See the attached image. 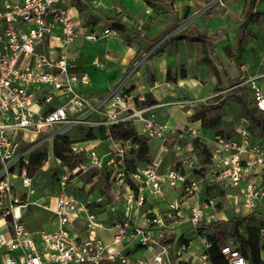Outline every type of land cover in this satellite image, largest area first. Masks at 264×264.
Masks as SVG:
<instances>
[{
    "label": "built area",
    "instance_id": "1",
    "mask_svg": "<svg viewBox=\"0 0 264 264\" xmlns=\"http://www.w3.org/2000/svg\"><path fill=\"white\" fill-rule=\"evenodd\" d=\"M62 1L20 0L0 6V264H188L190 244L178 235L177 228L190 223L194 232L200 233L218 224L219 206L224 202L221 192L228 196V190L233 189L235 193L230 196L235 197L234 204L245 216L264 214V145L254 141L251 122L244 120L239 121L232 136L216 137L209 148L208 163L194 156V142L189 145L188 169L214 189L209 196L205 191L207 196L202 200L198 179L176 166L163 168L153 160L131 169L127 153L138 146L130 142L111 153L110 163L115 164L109 169L96 147L85 145L90 141L73 143L71 153L85 159L72 172L58 177L55 204L44 206L52 214L54 229L33 232L27 228L22 222V210L27 205L14 197L15 180L20 179L23 188L32 186L29 157L39 143L54 141L80 126L109 127L127 122L142 125L149 140L164 141L170 135L199 139L192 127L177 130L160 123L157 106L149 104L144 95L117 87L93 102L79 92V86L88 80L78 72L77 58L70 49L81 37L96 40L101 33L85 34L71 11L61 6ZM89 2L95 8L102 6V0ZM137 28L143 36V28ZM56 30L61 36L55 56L50 49ZM111 33L105 29L102 35ZM252 89L254 107L264 112V93L254 83ZM19 139H30L31 145L19 150ZM163 151L169 148L163 146ZM91 172L111 173L110 199L100 205L102 214H117L123 206L110 245L97 234L108 228L102 214L71 190L73 179ZM166 191H175L167 208L152 205L164 199ZM188 199L193 200L185 217L182 212ZM81 217L85 240L67 229ZM217 230L213 227L214 233ZM261 234L264 236V229ZM201 241L207 249V238ZM134 242L145 249L144 257L135 259L128 252ZM220 247L229 264H249L237 247ZM201 261L210 263L205 253Z\"/></svg>",
    "mask_w": 264,
    "mask_h": 264
},
{
    "label": "crops",
    "instance_id": "2",
    "mask_svg": "<svg viewBox=\"0 0 264 264\" xmlns=\"http://www.w3.org/2000/svg\"><path fill=\"white\" fill-rule=\"evenodd\" d=\"M19 1L1 0L0 6L5 2ZM147 1L150 4L146 6L143 0H120L121 5L117 2L116 4L114 0H102V6L98 8L92 7L89 0L62 1L61 6L71 11L77 27L85 30V34L95 31L101 33L96 40H86L84 36L81 37L70 49L71 54L77 58L78 72L86 76L88 80V83L79 86V92L90 97L93 102L103 98L117 87L123 91H130L134 95L148 96L155 101L157 106L155 113L160 123L177 130H184L187 127L196 129L199 138L197 140L208 148H212L214 140L218 137L217 131L213 127H203L199 120L192 121L193 115L206 105H221L220 109L213 110L208 114V117L217 121L218 125V119L213 117L220 116L218 111L222 114L221 116L226 115V107H229L241 115L239 116L240 121L251 122L254 141L264 145V112H259L254 107L253 92L250 90L251 83H254L264 93V0H257L253 6L251 0ZM205 4L211 6L209 12L191 20L193 15ZM166 12H170L171 15H166ZM256 13L262 15L259 22L256 24L247 22L249 15ZM183 17L186 20L179 21ZM132 19L138 21L136 26L151 20L149 37L134 35L132 30L135 25H132ZM170 25H176L175 28H178L174 38L158 45L159 47L151 52L150 59L133 70L136 63L141 62L142 56L147 54L149 46L154 45L153 41L157 36ZM105 29H111L114 33L102 35ZM60 36V31H54L50 51L55 56L59 51L58 39ZM201 40L208 41L206 46ZM244 97L247 99L249 97L250 101L246 104L247 107L241 108L239 101L244 100ZM209 99L214 100L207 102ZM221 120V122L225 121L224 118ZM133 126L138 135L145 136L142 125L135 123ZM235 127L231 135L222 134L228 137L232 136ZM206 128L211 130L212 135L205 131ZM197 140L188 135H182V137L170 135L164 141L155 140L154 148H151L150 143L149 146L150 150L156 149L154 160L162 162L166 155L173 156L174 162L170 166L161 163L163 168L176 166L187 175L198 179L201 189L198 196L202 200L207 196L206 189L203 190L201 186L202 179L187 167V157L191 156L189 145ZM23 141L30 142V139ZM209 142H211V147H209ZM85 145L88 148L96 147L99 157L107 165L110 164L111 153L119 149L121 143L108 138L104 141L101 139L90 140ZM163 146H167L169 151L164 152ZM195 153L194 146L193 154L198 157ZM96 173L102 175L100 172ZM82 184L79 177L75 178L70 185L71 190L82 187ZM202 184H206L208 187L204 180H202ZM179 189L181 190V188ZM173 192L175 191H166L165 198L153 201L152 205L154 203L156 207L165 210L168 202L173 199ZM74 193L77 194V192ZM234 193L233 189L228 190V196L225 192L221 193L226 203L223 202L219 206L220 222L215 225L218 230L213 232L214 225L203 228L207 234H212L219 239V233H223L221 224L233 221V218L240 215L245 216L243 211H240L239 207L234 204L235 197L230 196ZM77 195L85 201L83 196ZM53 196L50 197V207L55 204ZM192 200L188 199L185 204L186 208L182 212L185 217L190 214L187 206ZM85 202L94 206L100 215L103 213L100 210V205L107 204L105 201L103 203ZM43 208L45 209L44 206ZM122 208L121 205V210L117 214L101 215L108 228L99 230L97 234L107 245H110L116 232L115 226L122 216ZM46 211L48 216L41 228L30 229L31 231L54 229L55 223L52 214L48 210ZM232 212L235 215L233 218L230 217ZM22 213L25 215L24 210ZM139 224L142 225L143 222L139 221ZM25 225L27 226V224ZM183 225L179 226L177 231L180 237L186 238L187 234L179 232ZM67 229L79 240H85L87 237L83 217L68 226ZM195 234L198 236V233ZM198 237L201 241L202 237ZM188 241L190 244L191 241ZM219 245L239 247V244L230 238ZM138 248L140 247L134 242L129 245L128 252L133 255ZM146 254L145 252L138 257L135 254L134 258H142ZM201 256L189 251L188 264H203ZM262 258L264 260V251Z\"/></svg>",
    "mask_w": 264,
    "mask_h": 264
},
{
    "label": "rangeland",
    "instance_id": "3",
    "mask_svg": "<svg viewBox=\"0 0 264 264\" xmlns=\"http://www.w3.org/2000/svg\"><path fill=\"white\" fill-rule=\"evenodd\" d=\"M115 1L116 0H114V2ZM143 1L145 2L146 6L150 4L147 0H143ZM220 1L221 0H216V2H220ZM116 2L121 5L120 0H117ZM210 9H211L210 5H206V4L203 5L201 9H199L197 13L193 15L191 20H194L196 17L200 15L207 14ZM166 15L170 16L171 13L166 12ZM184 20L186 19L183 17L179 21L182 22ZM137 22L138 21H135L134 19H132V23H133L132 25H135L134 29L132 30V32H134V35L141 37L140 35H142V33L137 28L138 26H140L143 28V31H144L143 36L145 38L149 37L150 35L149 32L151 30L150 25L152 24L151 20L145 21V23H139V25L136 26ZM175 26L176 25L167 26L166 29L157 36L156 40L153 41L154 45L149 46V48L146 51L147 54L146 55L144 54L142 56L143 58L141 59V62H137L133 70L138 68V66L144 63V61L149 60L150 59L149 57L152 54L151 52L155 50L156 48H158L159 47L158 45H162L165 41H168L169 39L174 38V34L178 30V28H175ZM244 84H247V83H244ZM250 90L251 92H253L252 88H250ZM213 100L214 99H209L207 102H211ZM249 101H250L249 97L248 99L244 97V100L239 101L240 107L241 108L247 107L246 104L249 103ZM233 105H236V104H233ZM236 112H237L236 110H232L229 107H226V110H225L226 115L221 116L222 114L218 111V115L220 114V116L213 117L215 119H218V125L216 126V131H221L225 135H231L234 127L237 125V123L241 119L239 118V116L241 115L237 114ZM223 118L225 119V121L221 122L222 121L221 119ZM98 127H101V125H97L94 128H95V132L97 133L99 137L98 130H96ZM205 131L211 133L212 135V132L210 129L206 128ZM88 134H89V131H88L87 126H80L68 132V136L71 141L81 140ZM102 141L104 140L102 139ZM53 143L54 141H46L41 144L39 143V145L34 150L33 153L44 152L46 154V159L40 167H34L31 165L29 166L28 176L32 179V186L30 188H23L21 186V180L20 179L15 180L16 187L14 188V197L17 198L20 201V203H22L23 205H27V207L23 209L25 211V217H24L25 222H26L25 224H27V226L33 230L40 229L42 223L47 219L48 212L43 208V206H47V205L50 206V201H51L50 197L54 195V193L56 192L58 188V184H57L58 177L63 173V171L72 172L76 168L78 163L82 161L83 159H85L84 156H81V157H76L74 159H71L70 161L66 163H62L60 160L54 157ZM149 143L151 145V148H154L155 140H150ZM30 145H31L30 142H24L22 139H19L18 149L22 150ZM209 147H211V142H209ZM151 150L147 157L140 159L139 157L138 158L136 157L137 155L135 154L134 149L133 150L131 149L128 152L129 155L127 159H130L131 161L134 160L132 161L133 163H136L138 160L140 166H143L144 164L146 163L148 164L150 161L154 160L156 149L154 151L153 149ZM162 162L164 163L165 166H170L174 162L173 156L166 155V157L164 158ZM114 164L115 163L107 164L106 166L107 169H109L110 166H114ZM106 173L104 172V175H106ZM79 180H81L83 183L82 187H78L75 189L73 188L72 191L77 192V194H80L81 196H83L85 201L91 202V203H103L104 201L106 202L108 200V195L103 190L105 186L104 176L102 177L98 173L91 172L90 174L80 176ZM77 185H80V184H77ZM203 185L204 184H202V181H201V186L203 187L202 189L203 190L206 189L208 196L214 194L213 188L206 187V184L204 186ZM231 216L232 218L235 216L233 212H232V215H230V217ZM221 226H223L222 227L223 233L220 232L219 233L220 238L219 239L216 238V240L219 243H224L225 240H227L228 238L233 240V238L231 237V232L233 231L235 227V223L233 221H228V222L221 224ZM202 230L203 229H201L200 233H198V236L206 237L207 231L206 230L202 231ZM238 230L240 231V233H243L242 227H239ZM179 232L181 234H187L186 238L191 241L190 246H189L190 252H193L200 256L205 252L206 250L205 246L202 244L197 234L194 233V229L190 223H185L180 228ZM145 252L146 251L144 248H138L135 254L138 257L141 254H144ZM135 254H133L132 256L134 257Z\"/></svg>",
    "mask_w": 264,
    "mask_h": 264
},
{
    "label": "trees",
    "instance_id": "4",
    "mask_svg": "<svg viewBox=\"0 0 264 264\" xmlns=\"http://www.w3.org/2000/svg\"><path fill=\"white\" fill-rule=\"evenodd\" d=\"M257 0H251L252 6L255 5ZM262 15L260 13L251 14L249 15V18L247 22L256 24L259 22ZM204 46H206L207 42L206 40H201ZM206 51V49H205ZM147 102L151 105H155V101H153L150 97L146 96ZM221 108V105H206L204 107H201L199 110L195 112V114L192 117V121H201L203 127H213L216 129V122L208 117V114L213 110H218ZM250 115V113L248 112ZM89 134L86 135L83 139L77 140V141H71L68 133L65 135H62L54 140L53 143V154L54 157L58 160H60L62 163H66L70 161L71 159L76 158L71 151L70 146L73 143L76 142H85L90 140H106V139H113L122 145H124L127 142L132 143L133 145L138 146L137 149H134L136 157L138 158H145L150 153V146H149V139L145 136H140L136 133V130L132 123H122L119 125H112L109 127H106L104 125H101V127H98L96 130H98L99 137L97 133L95 132L94 127H87ZM217 136L226 137L222 134L221 131H217ZM194 146L196 150V154L198 157L203 161L204 163H208L210 161V152L209 148L202 143H200L198 140L194 141ZM132 149V150H133ZM131 152V151H130ZM129 153H127L128 157ZM46 159V154L44 152L42 153H32L29 157V163L31 166L34 167H40L42 163ZM134 161V160H132ZM130 159H127V162L129 163L131 169H136L140 166L138 160L136 163H133ZM29 165V166H30ZM96 173V172H92ZM106 173V172H105ZM90 174V173H88ZM87 175V174H86ZM102 177L104 176V192L108 195V200L110 199V189H111V173H106L104 175V172H102ZM58 180V179H57ZM222 193V192H221ZM224 193V192H223ZM55 194V193H54ZM220 194V193H219ZM222 196V195H219ZM1 214V211H0ZM25 215L22 217V222H25L24 219ZM233 222L235 223V227L233 231L231 232V237L235 242L239 244V247H237L241 254L246 258L249 264H264V260L262 258V252L264 251V236L261 234V230L264 229V214H253L249 216L240 215L239 217H236ZM239 227H242L243 233H240L238 230ZM27 228L30 230V228L27 226ZM207 241L209 243V246L205 250V255L208 257L209 262L211 264H229V261L223 255L221 252V247L212 234H207L206 236ZM101 264H110L108 262H102Z\"/></svg>",
    "mask_w": 264,
    "mask_h": 264
}]
</instances>
